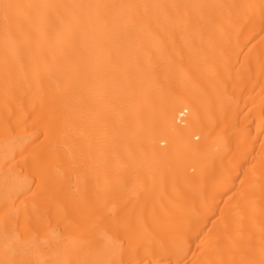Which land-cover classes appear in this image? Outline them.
Returning a JSON list of instances; mask_svg holds the SVG:
<instances>
[{"label":"bare ground","instance_id":"bare-ground-1","mask_svg":"<svg viewBox=\"0 0 264 264\" xmlns=\"http://www.w3.org/2000/svg\"><path fill=\"white\" fill-rule=\"evenodd\" d=\"M0 264H264V0H0Z\"/></svg>","mask_w":264,"mask_h":264}]
</instances>
